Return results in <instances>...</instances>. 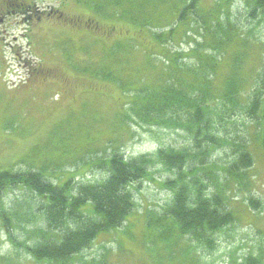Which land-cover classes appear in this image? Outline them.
<instances>
[{
	"label": "rangeland",
	"instance_id": "374dc122",
	"mask_svg": "<svg viewBox=\"0 0 264 264\" xmlns=\"http://www.w3.org/2000/svg\"><path fill=\"white\" fill-rule=\"evenodd\" d=\"M27 1L39 12L30 17L13 14L0 23V171L33 170L53 184L103 180L106 171L93 165L109 141L126 161L154 155L160 146L190 144L181 130L164 128L150 133L132 123L117 129L130 98L115 84L99 79L97 68L87 66L97 55L120 43L138 48V63L133 62V67L144 62V52L176 57L182 65L193 63V49L203 44L210 52L213 29L231 24L236 44L222 58L214 82L218 94L231 73L232 55L242 45L247 48L242 50L246 57L239 77L248 86L264 59V17L251 14L249 0H204L200 13L210 16L207 25L194 19L180 23L165 47L148 30L98 13L95 0ZM184 1L188 0H173V9H168L170 26L164 31L174 27L173 12ZM72 17L77 20L70 21ZM152 78L151 72L146 74V80ZM247 89L242 90V97ZM223 131L233 144L251 142L253 167L247 171L244 187L227 184L220 174L237 221L219 235L214 250L195 249L196 242L181 236L177 226L167 224L168 241L163 240L161 227H148L150 218L164 213L162 208L172 197L165 184L175 178L174 173L155 165L149 169L152 180L131 186L135 207L127 221L116 231L99 235L73 258V264H199V258L207 264H241L248 254L264 251V150L255 142L256 125L239 118L234 126L224 124ZM235 157L236 147L225 145L215 150L211 160L223 167ZM23 189L8 190L5 205L11 207L21 199ZM251 198L259 204L251 205ZM89 208L91 204L83 211ZM18 253L0 230V264H44L29 260L21 250Z\"/></svg>",
	"mask_w": 264,
	"mask_h": 264
},
{
	"label": "trees",
	"instance_id": "16d2710c",
	"mask_svg": "<svg viewBox=\"0 0 264 264\" xmlns=\"http://www.w3.org/2000/svg\"><path fill=\"white\" fill-rule=\"evenodd\" d=\"M203 2L184 1L173 12L171 25H175L168 32L164 28L170 26L168 9H173V0H95L94 8L108 19L148 30L165 47L180 23L194 19L207 25L210 16L200 13ZM249 2L251 14L263 18L264 0ZM156 29L163 31L157 33ZM213 31L210 52L199 44L192 51L193 63L182 65L176 57L144 52V62L133 67V62L138 63V48L118 43L87 64L98 69L99 79L115 84L130 98L126 112L119 115L121 124L117 129L132 123L146 127L150 133L164 128L181 130L188 135L190 144L182 148L160 146L154 155L126 161L109 141L101 159L93 165L105 170L106 177L96 182L59 185L33 170L0 171V230L17 254L21 250L38 263L73 264V258L89 248L99 235L114 232L127 221L135 207L131 186L152 180L149 169L155 165L174 173L175 178L165 184L172 197L162 208L164 213L150 218L148 227H161L162 238L168 241L169 230L165 228L171 224L179 228L181 236H190L196 242L195 249L216 248L219 235L237 221L228 206L227 189L220 174L227 184L244 187L247 171L253 167L251 142L240 140L233 144L228 135H223V127L234 126L239 118L249 119L256 125L255 142L264 150V59L248 86L239 77L246 57L242 50L247 48L242 45V50L232 55L231 73L218 94L214 85L217 72L228 49L236 44L237 34L231 24H218ZM216 52H220L219 56ZM149 72L154 78L146 80ZM246 86L247 93L242 97ZM225 145L236 147V157L221 167L211 158L215 150ZM18 187L25 188L22 198L7 207L6 192ZM256 200L251 198L250 204L258 205ZM88 204L91 208L84 212ZM197 262L207 264L200 258ZM241 264H264V251L248 254Z\"/></svg>",
	"mask_w": 264,
	"mask_h": 264
},
{
	"label": "flooded vegetation",
	"instance_id": "af4514ba",
	"mask_svg": "<svg viewBox=\"0 0 264 264\" xmlns=\"http://www.w3.org/2000/svg\"><path fill=\"white\" fill-rule=\"evenodd\" d=\"M36 6L34 3L27 0H0V23L2 24L4 20L13 14L23 13L28 17L36 14ZM47 16V15H46ZM77 17H72L70 21L74 22Z\"/></svg>",
	"mask_w": 264,
	"mask_h": 264
}]
</instances>
